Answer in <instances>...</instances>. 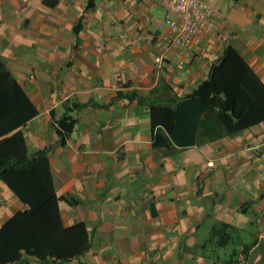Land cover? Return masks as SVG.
Returning <instances> with one entry per match:
<instances>
[{
  "label": "crops",
  "instance_id": "1",
  "mask_svg": "<svg viewBox=\"0 0 264 264\" xmlns=\"http://www.w3.org/2000/svg\"><path fill=\"white\" fill-rule=\"evenodd\" d=\"M202 1L216 28L175 56L153 0H0V59L37 110L26 147H51L61 223L82 221L90 243L13 264H224L243 246L240 264L264 263V118L235 132L191 98L228 45L264 84V0ZM63 115L75 123L61 146ZM24 208L0 179V226ZM220 222L236 232L213 248Z\"/></svg>",
  "mask_w": 264,
  "mask_h": 264
},
{
  "label": "trees",
  "instance_id": "2",
  "mask_svg": "<svg viewBox=\"0 0 264 264\" xmlns=\"http://www.w3.org/2000/svg\"><path fill=\"white\" fill-rule=\"evenodd\" d=\"M92 4V0H88V7ZM117 94L120 96L123 92ZM262 94L264 84L236 48L228 45L191 98L201 112L216 109L224 125L228 126V121L233 120L236 132L264 118ZM123 95L131 99L135 94ZM157 108L161 116L172 114L166 106L157 105ZM36 113L24 90L0 59V179L25 204L23 210L16 211L0 226V264H13L23 254L40 260H66L90 248L89 234L82 221L68 226L61 223L48 165L47 153L51 147L32 153L26 147L20 127ZM74 123L75 119L66 115L57 120L55 132L59 145L65 144ZM235 232L234 226L220 222L210 229L208 244L213 248L223 247L233 241ZM239 252L242 258L235 256L234 248L223 263H242L247 256L246 246Z\"/></svg>",
  "mask_w": 264,
  "mask_h": 264
},
{
  "label": "built area",
  "instance_id": "3",
  "mask_svg": "<svg viewBox=\"0 0 264 264\" xmlns=\"http://www.w3.org/2000/svg\"><path fill=\"white\" fill-rule=\"evenodd\" d=\"M153 1L164 9V16L154 21V28L169 40L170 51L175 56L193 44L198 45L216 28L215 12L202 0Z\"/></svg>",
  "mask_w": 264,
  "mask_h": 264
},
{
  "label": "rangeland",
  "instance_id": "4",
  "mask_svg": "<svg viewBox=\"0 0 264 264\" xmlns=\"http://www.w3.org/2000/svg\"><path fill=\"white\" fill-rule=\"evenodd\" d=\"M207 232H208V231H207ZM200 233H202V234L205 233V229L202 228V230H201Z\"/></svg>",
  "mask_w": 264,
  "mask_h": 264
}]
</instances>
